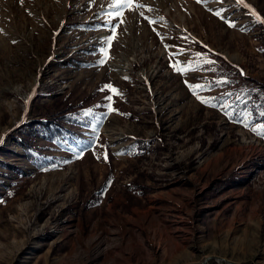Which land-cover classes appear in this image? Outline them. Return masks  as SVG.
<instances>
[{
    "label": "rangeland",
    "instance_id": "374dc122",
    "mask_svg": "<svg viewBox=\"0 0 264 264\" xmlns=\"http://www.w3.org/2000/svg\"><path fill=\"white\" fill-rule=\"evenodd\" d=\"M110 4L0 0V264H264V126L185 83L201 49L264 84V0Z\"/></svg>",
    "mask_w": 264,
    "mask_h": 264
},
{
    "label": "trees",
    "instance_id": "16d2710c",
    "mask_svg": "<svg viewBox=\"0 0 264 264\" xmlns=\"http://www.w3.org/2000/svg\"><path fill=\"white\" fill-rule=\"evenodd\" d=\"M193 54L196 67L206 64L210 71V74L203 79V84L209 85L204 88L209 92L204 99L208 100L209 104L214 103L216 105L227 102L228 105H226L231 110L228 116L232 120L241 121L248 117L264 126V84L242 74L238 66L220 58L212 51L198 49L193 51ZM209 60L213 63H208ZM224 78L227 79L226 83H214L215 81H222ZM215 89L221 90L213 92ZM86 117L85 111H76L50 119H35L29 123V126L34 127V131L40 134H50L53 138L58 139L60 135L66 133V124H81L82 119ZM61 120H65L66 124H63ZM29 133H32V129L29 130ZM22 141L27 157L34 163L43 161L46 166L57 164L56 156L41 153L26 136L23 137ZM138 187L141 191V186L138 185ZM85 202L88 206L91 204V201Z\"/></svg>",
    "mask_w": 264,
    "mask_h": 264
},
{
    "label": "snow or ice",
    "instance_id": "6c2138e0",
    "mask_svg": "<svg viewBox=\"0 0 264 264\" xmlns=\"http://www.w3.org/2000/svg\"><path fill=\"white\" fill-rule=\"evenodd\" d=\"M21 2H22V0H21ZM197 2H198V3H203V2H206V0H197ZM220 2H222V0H220ZM133 3H134V0H112V4H115V6H116L118 12H119V10H123V9H129V10L132 11V12H136V11H137V7H133V6H132ZM112 4H110L109 7H111ZM138 7H139V8H144V7H146V6L143 5V4H141V5H139ZM149 11H151L150 8H149ZM210 11H212V10H210ZM214 14L217 15V16H218L220 19H222V20H225V19H226L225 16L222 15V13H221L220 10H216V11L214 12ZM107 15L111 16V15H112V12H111V11L108 12ZM139 15L144 16V12H143V11H140V12H139ZM144 18L147 19V20H149L150 23H157V21H155L154 19H152V18H150V17H144ZM110 22H111V21H110ZM124 22H125L124 19H123V18H120V23L123 24ZM227 22H228V25H229L230 27H235V26H236L235 23L232 22V21H227ZM262 22H264V20H262ZM118 27H119V25H115V26H114V29H115V28H118ZM0 31H2V30H0ZM110 39H115V35H112V36L110 37ZM184 39H187V37H184ZM13 42L15 43V41H13ZM169 47H170V46H169ZM205 47H207V46H205ZM184 51H185V50H180V51L174 52V53H172V57H178V56L182 55ZM104 55L107 56V53H105ZM172 57H170V59H171ZM104 63H105V60H103V59L100 60V64H101V65L104 64ZM177 63H178V62H177ZM177 63H173V64H172V67H173L174 69H176L177 71H180L181 69H179V68L177 67ZM208 63H213V61L209 60ZM242 74H243V73H242ZM125 79H127V78H125ZM226 82H227V79L224 78L222 81H215L214 83L219 84V83H226ZM185 83H186V85L190 88V90H193V91H194V94L197 95V98L200 99L202 103H205V104L209 103L208 100L203 99V98L199 95V93L202 92V91L204 90V88L208 87L209 85L189 84L187 80L185 81ZM106 90L110 91V92L113 93V94H117V95L121 94V93H119V90L116 89V88H115L114 86H112V85H105L104 88H101V89H100V91H106ZM105 99H106L107 101H109V104H111L113 97H112V95H108V96L105 97ZM112 110H113V111H117L116 109H112ZM85 115H86V116H88V115H92V110H88L87 112H85ZM259 134H260V135H264V131H261ZM94 143H95L97 146H101V145L98 144V140H97V141H94ZM101 147H103V146H101ZM81 155H82V153H81ZM97 158L99 159V157H97ZM107 158H108V157H107V153H105L104 159L107 160Z\"/></svg>",
    "mask_w": 264,
    "mask_h": 264
}]
</instances>
